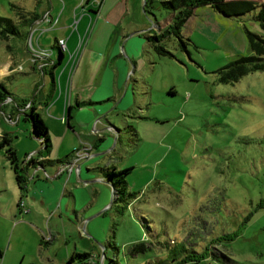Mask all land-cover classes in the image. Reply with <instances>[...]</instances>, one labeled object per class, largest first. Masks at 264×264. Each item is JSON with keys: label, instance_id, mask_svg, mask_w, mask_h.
Wrapping results in <instances>:
<instances>
[{"label": "rangeland", "instance_id": "374dc122", "mask_svg": "<svg viewBox=\"0 0 264 264\" xmlns=\"http://www.w3.org/2000/svg\"><path fill=\"white\" fill-rule=\"evenodd\" d=\"M76 1L69 0L70 3ZM159 1L147 0L151 2L147 10L160 23L167 12ZM44 3L45 0H0V16L9 19L17 29L0 34V61L7 57L25 60L31 51L29 18L33 12L38 14ZM139 3L141 15L142 0ZM88 8L91 7L85 4L75 12L86 14ZM70 12L71 8L65 7L59 22ZM254 12L255 9L239 16H224L209 5H198L180 28L185 49L178 46L172 34L163 40L172 55L158 56L146 48L153 62H145L142 57L144 71L135 72L131 76L134 80L129 82L130 91L135 92L133 86L139 88V77L145 80L143 107L140 110L136 107L132 116L128 111L125 122H112L119 128L114 149L106 153L97 147L100 152L94 155L103 163L109 157L115 171L129 168L125 174L126 191L133 192V196L128 197L127 202H117L122 207L116 206L117 203L109 206V193L106 205L101 207L98 205L103 202L102 197L94 199L87 208L86 202L80 200L76 205L77 215L69 209L55 223L58 229L52 232L44 226L38 236L29 239L39 240L40 237L46 242L64 243L71 235L69 251L76 241L74 250L78 252L87 251L89 247L85 243L92 241L98 255L105 251L106 264L178 263L186 252L180 250L182 246L195 251L206 250L204 258L183 264H264V68L232 82L218 80L215 71L239 54L249 52L245 28L264 37V31L252 17ZM78 18L79 15L72 17L71 22H75L72 25L70 22L69 30L74 33L76 25L79 29L83 20L78 21ZM152 21L146 16L147 26H151ZM5 25V21L0 20V29ZM52 30H34L32 40L34 42L38 35L39 46L34 47L47 48L46 52L50 50L51 56L57 57V47L52 43L55 30ZM22 59L10 63L17 71L3 76L0 82L24 101L32 97L36 101L47 98L50 103L36 109L46 123L50 157H61L70 151L64 153L74 143L73 138L78 139L60 118L63 111L54 108L55 101L68 95L67 90L63 91L60 76L67 55L42 74V78ZM18 65L20 67L16 68ZM47 78L54 79L53 86L50 82L43 83ZM169 87L175 90L173 95H166ZM23 119L22 115L16 130L10 132L9 140V144H16L22 156L38 148V142L30 140L24 129L28 126ZM57 121L61 124L56 126ZM128 124L134 132L126 128ZM107 134L111 145L115 135ZM75 144L72 150L81 147ZM5 147V144L0 147L4 169L8 162L2 153ZM79 218L82 222L76 228ZM86 221L88 227H84ZM88 228L94 235L90 236ZM227 233L233 234L220 238ZM140 240L147 248L130 253L129 246ZM168 245L175 248L170 251ZM89 258L96 259V256L92 254ZM95 259L91 260L92 264Z\"/></svg>", "mask_w": 264, "mask_h": 264}, {"label": "crops", "instance_id": "0c3cea01", "mask_svg": "<svg viewBox=\"0 0 264 264\" xmlns=\"http://www.w3.org/2000/svg\"><path fill=\"white\" fill-rule=\"evenodd\" d=\"M145 2L146 5H144ZM85 4L91 8H88L86 14L83 11L78 14V21L80 18L83 20L79 29L76 25V32L74 33V31L69 30L71 19L78 16L75 12L76 9ZM147 6L150 7L151 2L147 3V0H142L140 15L139 0H100L94 4H89L88 1L85 2L84 0L82 2L77 0L74 3H70L69 0H55L54 2L45 0L44 5L39 8L38 18L34 19L28 28L31 27L33 31L50 28L53 29L52 31L55 30L52 43L55 44L57 38L63 37L67 52L63 51L59 57H52L50 50H48V55L43 57L36 55L32 62L30 58L33 52L30 51L25 60L7 57V59L0 61V78L16 72L17 70L13 69L10 63L18 62L21 59L28 61L30 67L39 72L41 77L42 74L47 73L50 67L60 63L64 56L67 55L68 58V52L75 49L77 34L84 33L72 63L66 59L62 69L64 74L62 75V72L60 74L63 91L67 90L68 95L65 99L55 101L54 108L63 111L65 127L69 132H75L78 136L76 141L73 138L74 143L70 144L64 153L68 149L70 151L61 157L51 158L48 153L49 149L47 151L40 150L38 156L41 155L40 159L43 161L38 162L36 152L41 148V144L38 138L31 134L30 122L24 114L30 106H33V109L38 112L36 107L46 106L50 103L46 100L47 98L44 97L42 101H36L35 97H32L31 103L24 101L23 97H17L0 82L8 91L7 95L0 100V121L3 122L0 123V136L2 133H6L10 137V132L16 130L15 126L23 115V121H27L28 126V129L26 127L24 129L28 131L30 140L38 142V148L34 149L35 151L24 152L23 156L19 154L20 150L14 142L10 144L19 157V164L24 165L23 173L26 177L21 184L16 182L13 168L8 159L3 156L8 161L6 169H4L3 161L0 160V264H68L70 254L78 252L74 250L77 245L76 241L72 242V250L69 251V237L71 235L63 240L64 243L54 240L46 242L40 237L39 240H33L29 237L38 236L39 231L43 230L44 226H47L48 231L52 232L58 229L55 223L61 219L63 214H67L69 209L77 215L79 208L76 209V205L80 200L83 203L86 202L85 207L87 208L93 204L94 199L102 197L103 202L98 207L106 205L111 186L105 170L110 168L115 170V167L110 164L109 157H106L107 161L103 163L94 158V155L100 152L97 147L104 149L106 153H108L107 151L110 153L114 149L116 139H119V128L113 126L112 122L116 123V120H124L125 122L128 111L132 113V116L135 114L136 107L138 110L142 109L141 103L145 98L143 94L146 93V82L143 77H139L141 79L139 88L137 85L133 86L135 92L130 91L129 82L134 80L131 76L135 72L144 71L145 65L142 57L145 58V62H153L149 59L152 54L146 48L153 52L154 50L146 40L145 35L164 27L172 15V12L166 9L167 15L159 23L149 9L147 10ZM65 7L71 8L70 15L62 16V20L59 22L61 12ZM45 11H48L52 17L57 15L56 22L50 26L40 20V16ZM146 16L151 21L153 20L151 26H147ZM152 26L156 30H153ZM71 34H74L73 38ZM37 36L34 37V42L31 39L33 47L39 46ZM50 75L52 76V74ZM60 76L57 79L58 85L60 84ZM45 82H50L52 86L55 83L52 78H47L43 83ZM85 90L87 91L84 93ZM139 90L143 93H140ZM44 91L46 93V89ZM173 93L175 90L171 87L166 90V95H173ZM60 124L61 122H58L56 126ZM108 127H111L112 130ZM130 128L133 132L135 131L132 126ZM107 132H110V136L111 134L115 135L114 143L111 145ZM47 135L49 136L48 132ZM103 140L104 142L99 144ZM75 143L77 146L89 143L88 155L80 158L71 169L60 168V163L72 157L74 150L72 147L76 145ZM32 146L36 147V145ZM34 152L36 155L32 156L34 161L32 163L24 162V156ZM2 153L4 155L3 151ZM0 158H2V154H0ZM61 158L63 160H56ZM33 167L36 169L33 170ZM90 194L91 196H89ZM64 195L66 198L62 199ZM111 197L110 194L109 206L113 204ZM19 198H22L28 207L26 212L20 211L17 204ZM79 206H82V203ZM79 219L77 226L75 225L76 228H79L78 224L82 222V218ZM86 226L88 227L87 221L84 223V227ZM63 233L65 234V231ZM89 233L90 236L94 235L90 229ZM50 234L53 235L51 232ZM85 238L86 240L89 239ZM85 245L89 247L88 250L81 251L87 253L86 258L80 261L74 259L71 264L78 261L80 264L86 261L92 264L93 258L91 260L89 258L92 257V254L96 256L93 264H106L105 251L104 254L98 255L97 251L93 249L95 246L92 241H88ZM62 253L65 256L62 257Z\"/></svg>", "mask_w": 264, "mask_h": 264}, {"label": "trees", "instance_id": "16d2710c", "mask_svg": "<svg viewBox=\"0 0 264 264\" xmlns=\"http://www.w3.org/2000/svg\"><path fill=\"white\" fill-rule=\"evenodd\" d=\"M87 2V0H84ZM161 7L168 9L172 12L170 21L162 28L158 29L156 32L146 34V40L149 42L151 48L158 56L172 55V52L164 45L163 40L172 34L177 39L178 46L185 49V41L182 38L180 33V28L185 22L186 18L191 14L192 9L198 5H209L214 10L219 12L224 16H239L254 10L253 18L259 24L260 28L264 31V0L260 2H255L254 0H160ZM146 5V2L144 3ZM37 13H31L29 22L31 23L34 19L38 18ZM0 20L5 21L6 25L0 29V34L7 32H15L17 29L11 21L5 17L0 16ZM1 36V35H0ZM245 37L247 41V46L249 52L246 54H239L235 58L227 61L225 64L216 68L217 78L222 82H232L237 80L240 76L264 68V37L261 34H258L254 31L245 28ZM56 45V44H55ZM57 47V46H56ZM58 48V47H57ZM61 55V52L58 49V57ZM7 90L0 83V100H2L7 95ZM9 95V94H8ZM78 104V103H76ZM25 117L28 118L31 125V134L38 138L41 144V148L37 150V155L40 150L47 151L50 146V139L47 135L46 126L41 119L39 113L33 109V106H30L28 111L24 112ZM69 115V114H68ZM131 126L127 125L126 128ZM10 137L6 133H2L0 136V147L4 144V156L8 159L10 165L13 168L14 178L18 184L24 182L23 168L24 165L19 164L17 160L18 156L15 149L9 144ZM57 161L63 160L56 159ZM33 158L28 159L29 162H33ZM43 159H38V162H42ZM129 168H123L119 171L114 169L105 170L106 176L110 181V186L112 187V203H124L127 202L128 197L133 196V192L126 191V180L125 174L128 172ZM118 207L119 203L116 204ZM233 234V233H230ZM220 236V238H227L228 235ZM147 248V245L144 244V241H138L132 243L129 246V252H138ZM169 250L172 251L175 247L168 245ZM180 250H186V252L179 258L178 263L173 264H183L186 262L195 263L196 260L202 259L206 256V250L195 251L193 249H187V247L182 246ZM87 256L86 252H74L68 257V264L76 260H83ZM74 264H80V262Z\"/></svg>", "mask_w": 264, "mask_h": 264}, {"label": "built area", "instance_id": "2783aa9c", "mask_svg": "<svg viewBox=\"0 0 264 264\" xmlns=\"http://www.w3.org/2000/svg\"><path fill=\"white\" fill-rule=\"evenodd\" d=\"M83 0H81L82 2ZM90 2H93V3H98L100 0H87ZM75 18V17H74ZM40 20L43 21L47 26H50L52 25L53 23L56 22L57 20V15L55 16H51L48 11H45L41 16H40ZM75 22V20H72L71 22V25ZM73 28H75V25L73 26ZM33 29L30 27L29 31H28V43H29V46H30V49L31 51L33 52V54L31 55V61L33 62L35 56L37 55H41L42 57L45 56V55H48L49 51H45L44 49H36L35 47L32 46V43H31V33H32ZM83 37H84V33L83 34H77V43H76V46H75V49L74 51L72 52H68V58H67V61H70L72 63L73 59H74V55L76 53V50L78 49L79 45L81 44L82 40H83ZM55 44L56 46L58 47L59 51L62 53L64 50H66V45H65V40L63 37H59L55 40ZM72 65V64H71ZM70 65V67H71ZM17 67H20V65L16 66ZM61 119H64V114H62L60 116ZM90 148V145L89 143H86L85 145H82L80 148H75L73 150V155L72 157L69 159V160H66L62 163H60L59 167L60 168H67V169H71L75 164L76 162L82 158V157H85L88 155V150ZM35 153V152H34ZM34 154L33 153H29V154H26L24 156V162L25 161H28V159L30 157H32ZM41 156V155H40ZM40 156H36V159H40L41 157ZM36 167H33V170H35ZM17 204H18V207L20 209L21 212H26L28 210V207L25 205L24 201L22 198H19L17 200ZM83 264H89V261H86L85 263Z\"/></svg>", "mask_w": 264, "mask_h": 264}, {"label": "water", "instance_id": "95a60500", "mask_svg": "<svg viewBox=\"0 0 264 264\" xmlns=\"http://www.w3.org/2000/svg\"><path fill=\"white\" fill-rule=\"evenodd\" d=\"M110 194H111V196H112V187H110Z\"/></svg>", "mask_w": 264, "mask_h": 264}]
</instances>
